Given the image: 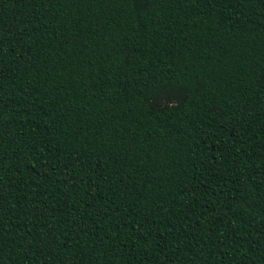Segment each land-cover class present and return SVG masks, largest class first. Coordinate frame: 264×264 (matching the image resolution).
<instances>
[{
  "label": "trees",
  "instance_id": "1",
  "mask_svg": "<svg viewBox=\"0 0 264 264\" xmlns=\"http://www.w3.org/2000/svg\"><path fill=\"white\" fill-rule=\"evenodd\" d=\"M0 264H264V0H0Z\"/></svg>",
  "mask_w": 264,
  "mask_h": 264
},
{
  "label": "snow or ice",
  "instance_id": "2",
  "mask_svg": "<svg viewBox=\"0 0 264 264\" xmlns=\"http://www.w3.org/2000/svg\"><path fill=\"white\" fill-rule=\"evenodd\" d=\"M139 2H140L141 4H143V3L146 2V0H139Z\"/></svg>",
  "mask_w": 264,
  "mask_h": 264
}]
</instances>
